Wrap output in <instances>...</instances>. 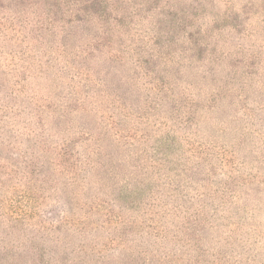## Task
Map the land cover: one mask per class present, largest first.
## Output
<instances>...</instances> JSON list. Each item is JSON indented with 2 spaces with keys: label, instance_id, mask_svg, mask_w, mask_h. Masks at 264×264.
I'll return each mask as SVG.
<instances>
[{
  "label": "rangeland",
  "instance_id": "374dc122",
  "mask_svg": "<svg viewBox=\"0 0 264 264\" xmlns=\"http://www.w3.org/2000/svg\"><path fill=\"white\" fill-rule=\"evenodd\" d=\"M58 1L0 0V264H264V0H79L57 33L11 23ZM86 12L122 24L123 60L79 50Z\"/></svg>",
  "mask_w": 264,
  "mask_h": 264
},
{
  "label": "trees",
  "instance_id": "16d2710c",
  "mask_svg": "<svg viewBox=\"0 0 264 264\" xmlns=\"http://www.w3.org/2000/svg\"><path fill=\"white\" fill-rule=\"evenodd\" d=\"M108 1L110 2V0H108ZM55 2H54V5H55ZM31 4H33V2L29 1V3H27V5H29L30 8H32ZM22 5H23V3H22ZM36 5H37V8H36L37 12L38 11L42 12L43 13L42 15L37 14L35 11L27 12V13H25L26 16L24 18L18 19V18L12 17L11 23H15V26L21 27V28L26 29V30H30V31L34 30L33 32H39L38 30L48 29L49 32L57 33L58 31L65 29L66 23L71 24L73 19H75V16H76L75 13L77 11H81L82 9H84L81 7V3L79 0H59L57 2V13H59V16H57V14L54 13L55 11L52 10L51 7L50 8L46 7V6H44L43 3L42 4H36ZM85 11H87V10H85ZM31 13H33V15ZM2 18L5 19L6 17L0 16V23H5L4 21L1 22ZM83 18L85 19V21L88 25V28L92 31L90 33L95 34V39H94V42H90L89 44H86L85 49H83V50L79 49V50L81 52H84L85 56H88V57L91 56V58H95V59H97V56L95 55V53L101 54L102 56L106 54L104 56L105 59L106 58L110 59V57L112 58L114 56V55H112L114 53V51L112 50L113 46H116V48L118 50L119 44L116 43V38L118 35L117 32H119V27L122 24H110L109 26L105 27L106 25L104 23H109L108 19L105 18L104 20L100 19L101 21H103V23L100 24L101 26H98V23L100 20L96 21L94 19V14H91L88 12H86V14L83 15ZM114 18L115 17H113V19ZM6 20H7V18H6ZM16 23H20V24H16ZM171 26H172L173 30H176L178 27L181 26V24L172 23ZM176 26H178V27L176 28ZM96 27L101 31L99 34L93 32L94 28L96 29ZM169 27H170V25H169ZM57 29H59V30H57ZM165 33L167 36H163V35L158 36L157 40L155 42L158 44V49H162V50H160L162 55L164 53V49H165L166 45L171 41V37L168 36L169 32L165 31ZM103 34H105V35L103 36ZM106 35H107V38H105ZM72 38H76L75 34H72ZM73 56L76 57L75 55H73ZM114 57L117 58L118 60H123L121 55H119L118 57H116V56H114ZM168 80L169 79H166V78H159V81H153L154 82L152 85L153 87L150 89H154V91H153V95L150 97L149 105L154 106L155 104H157L161 101L162 98L159 96V93L164 94V87L169 86L170 87L169 90H171L170 84H172V83H170ZM167 94L165 93V95H167ZM193 101H194V99L189 97V99L186 101V104H188L187 106L192 107L193 103H194ZM233 178L234 177H231V180ZM215 186H217V182H215ZM199 228H200L199 224H198L197 229L192 228V230H190V232L188 234V237H190V238L194 237L195 234L197 233V231L199 230ZM124 236L126 237L125 231H124ZM194 240H196V239H194ZM197 241H199V239H197Z\"/></svg>",
  "mask_w": 264,
  "mask_h": 264
}]
</instances>
